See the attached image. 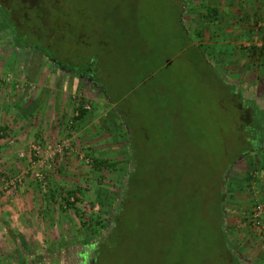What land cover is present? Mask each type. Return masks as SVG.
Returning a JSON list of instances; mask_svg holds the SVG:
<instances>
[{"label":"rangeland","instance_id":"1","mask_svg":"<svg viewBox=\"0 0 264 264\" xmlns=\"http://www.w3.org/2000/svg\"><path fill=\"white\" fill-rule=\"evenodd\" d=\"M45 8L49 24L65 25L56 35L66 41L54 38L62 57L91 56L99 73L78 78L0 30V104L29 110L33 138L15 167L0 162V230L3 204L27 196L20 207L45 246L21 264H224L209 229L223 180L228 244L243 264H264V131L256 128L264 114L241 98L264 106V0H45ZM221 75L243 93L231 97ZM105 89L123 96L111 103ZM79 104L91 111L82 121ZM13 117L0 120L11 143ZM128 131L136 188L123 229L96 256L90 244L107 232L117 201L97 189L125 186ZM11 230L0 245L12 242Z\"/></svg>","mask_w":264,"mask_h":264},{"label":"trees","instance_id":"2","mask_svg":"<svg viewBox=\"0 0 264 264\" xmlns=\"http://www.w3.org/2000/svg\"><path fill=\"white\" fill-rule=\"evenodd\" d=\"M9 1V7L4 4V0H0V30H7L12 39L16 42V45L19 48H26L28 49V52L31 54L32 52L38 53L41 56L46 57L49 59L53 64L56 66L65 69L66 71H72L75 76L80 78L83 74L88 75L89 72H94V74H98L99 71L97 67L92 66V58L91 56H87V58L84 62H82L84 59H81L79 57L75 56H67L62 57V54L60 52L59 47L56 45L55 42H57V39H54L56 36L57 31H60V28H65V25L60 22L57 23H50L47 17V14H45V0H8ZM59 3V2H57ZM36 7V15L34 16L31 14L32 9ZM184 13V11L182 10ZM209 16L215 15L217 13V9L215 6H210L208 8ZM184 15H181V18ZM180 17V16H179ZM179 18V19H181ZM70 26V24L68 25ZM72 28V26H70ZM73 29V28H72ZM184 29V28H183ZM199 33V30H196ZM197 33V34H198ZM181 35H184L183 37L187 40H184L185 42L189 43L188 41V33L187 29H184L181 33ZM77 43L83 41L82 35L78 34L75 35ZM63 41H66V37L64 35L59 36ZM197 50L201 49L200 45H195ZM62 58L66 59L65 62L62 61ZM94 68L96 69L94 71ZM85 72V73H84ZM150 74V73H149ZM97 76V75H96ZM222 77V75H221ZM223 78V77H222ZM221 78V79H222ZM135 81L139 82V78L135 79ZM224 86L227 87L228 94L233 97L236 93L237 86L226 82L224 78L222 79ZM224 87V88H225ZM106 95L109 98L111 103H116L121 97L119 95H113V90L105 89ZM246 94H242L241 98L244 100ZM234 98V97H233ZM246 100V99H245ZM248 102L251 100H247ZM254 105L253 111L255 109V112H258L260 115V112L262 111V114H264V109L256 103V101L252 102ZM256 107V108H255ZM79 110V115L76 117V120L82 121L86 117H88L91 113V111H88L83 104H79L77 106ZM261 117V116H260ZM256 128H260L264 131V124L257 125ZM262 131V132H263ZM131 139V149H132V167L130 173H125L126 181L125 186L123 187L121 192H110L109 190L106 192L104 190L97 189L99 194L107 195L109 198L116 199V203H114V210L110 214L111 218L108 224H103L104 226L107 225V232L105 235L101 236L97 241L91 243L90 245L92 247H96L95 253L96 256H100L101 249L107 244V242L111 241L116 233L123 229L125 223H124V208L126 207V204H128L129 195L132 193V190L136 188V176H137V162L139 154L135 150V142L137 141L135 136L130 134ZM264 135V132H263ZM178 179V177H175ZM224 180L221 184V189L218 191V194L215 196V201L210 202L212 205V213L211 217L212 219L209 220L210 227L209 229L214 231L213 239H211V243H216L217 246L221 248L222 252V260L224 264H243L240 257L231 249V247L228 244L223 219H224V212H223V205H222V199L224 195L223 190V184ZM175 185V189H177V185ZM170 186L165 190V194H170L169 192L172 191ZM68 198L70 196H74L75 199H78V193L76 190H68ZM210 201V200H209ZM108 205H113V202ZM216 217V219L214 218ZM214 218V219H213ZM96 258V257H95ZM221 260V261H222ZM97 264V263H96Z\"/></svg>","mask_w":264,"mask_h":264},{"label":"crops","instance_id":"3","mask_svg":"<svg viewBox=\"0 0 264 264\" xmlns=\"http://www.w3.org/2000/svg\"><path fill=\"white\" fill-rule=\"evenodd\" d=\"M169 61H167V63ZM236 91L242 92L241 89H239L238 87ZM251 98L253 97L245 96L246 100L256 101L258 105L260 106L262 105L259 104V101L257 99H251ZM14 106L15 104L13 105V107H11L9 104L7 105H5L4 103L0 104V117H2L0 118V120L4 119V117L9 118V114L14 113L12 122L11 124H9L8 127L9 130L10 129L12 130L11 134H13L15 136V139L18 140L16 142L14 141L13 143H11V141L8 140L9 134H5L4 136V133L3 132L1 133L0 131V162L6 161V163L2 162L3 163L2 166L11 164L9 167L12 166L15 167V165L18 164L23 159L20 158V155L22 153L21 151L26 146V144L29 143L31 139H33L31 134L32 127L31 128L28 127L26 125L28 123L24 119V117H26V115L30 113L29 110L27 108L26 110H23V108L21 109L18 108V111L16 110L14 111V109L19 107V104L17 105V107ZM262 108L264 109V106ZM1 122H4V120ZM262 185L264 186V182L261 183V186ZM18 199H13V201L17 202L16 207L14 206L12 207V204H5V205L3 204L2 206L3 208L7 209L6 213L3 212V216L5 215L6 216L5 217L2 216L3 222L4 224H7V227L5 228V225H3L2 230H0V235H2L4 230L12 229L13 231L11 230L10 232L11 234L9 235L10 237L13 238V240L12 242H7V243L3 242V244L0 245V256H1L0 264H21L22 261L29 260L25 258L26 251H37V250L40 251V249H45L44 248L45 246L42 244V242L35 241L36 235L38 233L41 234V230L39 228L33 227L35 225L34 222L31 221L32 219L28 218V215H31V213L26 212L27 207L24 206L23 209H21L22 207H20V202L25 204L26 202H28V197L24 196V198H20L19 200ZM21 256H23L24 258H22ZM29 264L32 263L30 262Z\"/></svg>","mask_w":264,"mask_h":264},{"label":"built area","instance_id":"4","mask_svg":"<svg viewBox=\"0 0 264 264\" xmlns=\"http://www.w3.org/2000/svg\"><path fill=\"white\" fill-rule=\"evenodd\" d=\"M75 115L76 116L79 115V111L78 110L75 112ZM39 150H40V146H35L34 151H36L37 153H39ZM12 185H15V183H13ZM262 208H263L262 206H259L256 214H259L262 211Z\"/></svg>","mask_w":264,"mask_h":264},{"label":"flooded vegetation","instance_id":"5","mask_svg":"<svg viewBox=\"0 0 264 264\" xmlns=\"http://www.w3.org/2000/svg\"><path fill=\"white\" fill-rule=\"evenodd\" d=\"M61 69H62V68H61ZM84 73H85V72H84ZM87 74H88V75L85 74V76H84L83 78H85V77L87 76V79H90V80H91L92 77H94V75H95L94 72L91 73V72H89V71H88Z\"/></svg>","mask_w":264,"mask_h":264}]
</instances>
